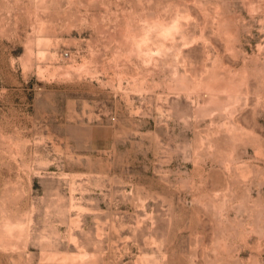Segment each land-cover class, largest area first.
<instances>
[{
	"label": "rangeland",
	"instance_id": "374dc122",
	"mask_svg": "<svg viewBox=\"0 0 264 264\" xmlns=\"http://www.w3.org/2000/svg\"><path fill=\"white\" fill-rule=\"evenodd\" d=\"M0 264H264V0H0Z\"/></svg>",
	"mask_w": 264,
	"mask_h": 264
},
{
	"label": "bare ground",
	"instance_id": "6f19581e",
	"mask_svg": "<svg viewBox=\"0 0 264 264\" xmlns=\"http://www.w3.org/2000/svg\"><path fill=\"white\" fill-rule=\"evenodd\" d=\"M166 31V30H165ZM168 31V30H167Z\"/></svg>",
	"mask_w": 264,
	"mask_h": 264
}]
</instances>
